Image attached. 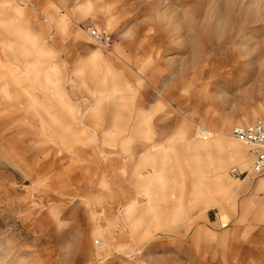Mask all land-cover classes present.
Returning <instances> with one entry per match:
<instances>
[{
  "label": "rangeland",
  "instance_id": "374dc122",
  "mask_svg": "<svg viewBox=\"0 0 264 264\" xmlns=\"http://www.w3.org/2000/svg\"><path fill=\"white\" fill-rule=\"evenodd\" d=\"M259 119L264 0H0V264H264Z\"/></svg>",
  "mask_w": 264,
  "mask_h": 264
},
{
  "label": "built area",
  "instance_id": "2783aa9c",
  "mask_svg": "<svg viewBox=\"0 0 264 264\" xmlns=\"http://www.w3.org/2000/svg\"><path fill=\"white\" fill-rule=\"evenodd\" d=\"M88 34L92 39L99 43L104 49L109 50L112 47V37L111 34L106 29H97L95 27H86ZM205 132L201 131V136L206 138ZM231 136L240 142H244L252 147L253 152V162H252V172L256 174H264V119L256 120L253 123L245 125H235L231 129ZM235 168L230 169V173L234 175ZM214 218L217 227L222 228L227 225L217 212L214 213ZM94 251H101L103 248V243L95 239Z\"/></svg>",
  "mask_w": 264,
  "mask_h": 264
},
{
  "label": "crops",
  "instance_id": "0c3cea01",
  "mask_svg": "<svg viewBox=\"0 0 264 264\" xmlns=\"http://www.w3.org/2000/svg\"><path fill=\"white\" fill-rule=\"evenodd\" d=\"M96 28V27H95ZM97 29H98V27H97ZM95 43H97V42H95ZM100 47H102L99 43H97ZM103 48V47H102ZM104 49V48H103ZM104 50H106V49H104ZM107 51V50H106ZM253 123V122H252ZM246 124H249V123H246ZM235 125H245V124H235ZM235 125H233V126H235ZM206 126V125H205ZM232 126V127H233ZM212 127H214V129L213 128H211V127H208V126H206V128H208V129H210V130H217V131H221V132H223V127H224V124H223V122H222V124H217V126H215V125H213ZM232 127H231V129H232ZM231 129H230V131H231ZM207 138H209V137H207ZM207 138H203L202 137V139L203 140H205V139H207ZM242 143H244V142H242ZM225 153V152H224ZM251 153H252V158H253V152H252V147H251ZM224 156H227V157H229V158H235V159H237L238 160V163L243 167V168H247L248 167V159L245 157V155H244V153L243 152H241V151H238L237 152V156H235V154H233L232 152L231 153H225L224 154ZM222 160H223V162L224 163H220V164H217V166H216V168H214V169H212L213 170V173L216 171V170H218L219 169V167H225V165H226V161H225V159H223L222 158ZM253 162V161H252ZM244 163H247V165L246 166H244ZM233 168H235L236 169V167L234 166ZM254 173V172H253ZM239 175V170H235V173H234V175ZM254 174H256V173H254ZM256 175H264V174H256ZM230 176V175H229ZM229 178H232L231 176L229 177ZM238 178H240V177H237V178H235V180H239ZM236 182H238V181H236ZM259 184V182L258 183H256V185H258ZM229 194H230V192H229ZM228 194V195H229ZM215 212H217L218 213V215L221 217V215H220V212L218 211V210H216V211H213L212 212V222L215 224V226L217 227V225H216V222H215V218H214V213ZM204 217H206L207 215H206V212L204 211ZM221 219H222V217H221ZM223 220V219H222ZM224 221V220H223ZM224 222H226L227 223V225L225 226V227H222V228H226V227H228V224H229V220L228 221H224ZM217 228H219V227H217ZM222 228H220V229H222Z\"/></svg>",
  "mask_w": 264,
  "mask_h": 264
},
{
  "label": "bare ground",
  "instance_id": "6f19581e",
  "mask_svg": "<svg viewBox=\"0 0 264 264\" xmlns=\"http://www.w3.org/2000/svg\"><path fill=\"white\" fill-rule=\"evenodd\" d=\"M200 131L205 132V133H208V131L205 130L204 128H202V127L200 128ZM213 132H214V130H213ZM205 133H204V134H205ZM216 134H217V133H216ZM218 170H219V169H218ZM216 171H217V170H216Z\"/></svg>",
  "mask_w": 264,
  "mask_h": 264
}]
</instances>
